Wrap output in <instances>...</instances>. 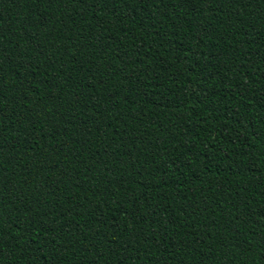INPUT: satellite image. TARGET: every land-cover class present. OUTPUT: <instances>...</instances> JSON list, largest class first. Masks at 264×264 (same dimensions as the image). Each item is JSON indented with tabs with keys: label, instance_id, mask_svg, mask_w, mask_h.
<instances>
[{
	"label": "trees",
	"instance_id": "obj_1",
	"mask_svg": "<svg viewBox=\"0 0 264 264\" xmlns=\"http://www.w3.org/2000/svg\"><path fill=\"white\" fill-rule=\"evenodd\" d=\"M0 264H264V0H0Z\"/></svg>",
	"mask_w": 264,
	"mask_h": 264
}]
</instances>
